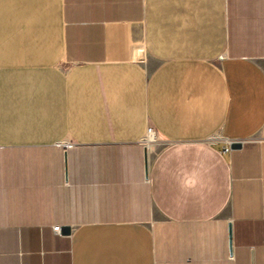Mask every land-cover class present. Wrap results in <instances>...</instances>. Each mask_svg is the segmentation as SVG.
Masks as SVG:
<instances>
[{
	"label": "crops",
	"instance_id": "crops-1",
	"mask_svg": "<svg viewBox=\"0 0 264 264\" xmlns=\"http://www.w3.org/2000/svg\"><path fill=\"white\" fill-rule=\"evenodd\" d=\"M0 264H264V0H0Z\"/></svg>",
	"mask_w": 264,
	"mask_h": 264
},
{
	"label": "water",
	"instance_id": "water-1",
	"mask_svg": "<svg viewBox=\"0 0 264 264\" xmlns=\"http://www.w3.org/2000/svg\"><path fill=\"white\" fill-rule=\"evenodd\" d=\"M138 58L139 59H143L144 58V54H143V51L140 50L138 53ZM241 146V143L240 142H237V141H232L230 143V148H238ZM231 225L229 224L228 225V237H229V244L231 243Z\"/></svg>",
	"mask_w": 264,
	"mask_h": 264
},
{
	"label": "built area",
	"instance_id": "built-area-1",
	"mask_svg": "<svg viewBox=\"0 0 264 264\" xmlns=\"http://www.w3.org/2000/svg\"><path fill=\"white\" fill-rule=\"evenodd\" d=\"M149 131H150V129H148V131H147L148 134L150 133ZM227 150H228V147H226V148L224 149L223 152H225V151H227ZM53 228H54L53 230H54L55 232H59V231H60V228H58V226H55V227H53Z\"/></svg>",
	"mask_w": 264,
	"mask_h": 264
}]
</instances>
